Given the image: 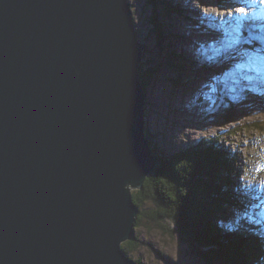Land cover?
Segmentation results:
<instances>
[{
    "label": "water",
    "instance_id": "water-1",
    "mask_svg": "<svg viewBox=\"0 0 264 264\" xmlns=\"http://www.w3.org/2000/svg\"><path fill=\"white\" fill-rule=\"evenodd\" d=\"M132 11L0 0V264H134L130 186L160 161Z\"/></svg>",
    "mask_w": 264,
    "mask_h": 264
},
{
    "label": "rangeland",
    "instance_id": "rangeland-1",
    "mask_svg": "<svg viewBox=\"0 0 264 264\" xmlns=\"http://www.w3.org/2000/svg\"><path fill=\"white\" fill-rule=\"evenodd\" d=\"M129 1L139 40L147 48L140 66L143 65L146 70L157 71L149 85L145 86V134L153 153L163 160L170 159L173 152L189 148L196 144L197 140L202 141L197 179H201L198 181L205 189V195L201 196L200 201L211 205L212 210L198 213L193 208L192 213L205 220L204 214L209 212V221L204 231L213 235H207L205 248L219 241L218 248L223 251L227 238L229 243L235 244L234 256L239 260L242 261L240 256H246L251 264H264V256L260 263L255 258L253 263L251 257L254 251L247 246L249 240L262 242L264 245V228L261 226L263 231L257 232L249 222L250 218L255 220L253 216L256 214V218L258 215L264 217V190H260V186L264 184V168L257 171V168L264 166V77L247 68H236L237 64L245 60V50L254 53L256 49H264V44L258 40H253L250 44L243 43L248 38V26L245 25L241 44L231 48L227 46L223 32L228 25H222L221 18L225 13L238 12L240 0ZM169 7L172 11L168 12ZM157 19L162 29L157 27ZM157 28L159 31H165L167 36H158ZM246 76L252 77V80L245 79ZM215 140L219 142L220 154L224 151L223 154L228 156L225 158L235 157L236 163H230L226 171L218 169V176L211 171L208 162L213 152L219 153L211 147L212 143H216ZM219 160L220 157L213 159L214 163L220 162ZM219 168H222L220 164ZM238 174L240 175L237 178ZM243 181L249 182L255 192L252 194L255 202L251 206L255 211L247 212L246 221L242 211V208H246V203L243 201L252 197L248 196L244 188L240 191L244 192L246 197L238 195L240 191L237 186L240 188L244 185ZM158 184L159 182L154 190ZM180 189L177 193L179 195L175 193L171 197H179L181 200L185 199L184 196L187 198L186 193ZM134 193L140 197L142 192ZM134 193L132 200L135 202ZM161 198L169 199L167 193L161 195ZM192 200L196 202L195 199ZM232 201L236 205L231 206ZM145 203L142 208L146 210L157 208L151 199ZM188 204L192 209L193 203ZM174 205L176 207V204ZM222 205L225 209L220 213L229 216V219L226 217L225 220L224 215L220 217V223L226 231L218 234L219 227L214 225L212 214L213 209L223 207ZM257 205L259 207H256ZM197 206L202 208V204ZM237 221L251 234L240 235V231L227 230L229 226L234 228L241 225H237ZM174 222L169 219L155 221L149 214L142 215L141 224L136 227L134 235L139 242L138 248L127 254L132 259H140L141 264H207L201 257L202 254L193 252L189 241ZM254 223L259 224L258 220ZM232 233L233 237L230 239ZM130 246L135 247L137 244ZM119 249L121 251V246ZM220 250L214 248L216 253L211 256L221 258ZM241 261L239 264L244 262ZM214 264L224 263L217 260Z\"/></svg>",
    "mask_w": 264,
    "mask_h": 264
},
{
    "label": "trees",
    "instance_id": "trees-1",
    "mask_svg": "<svg viewBox=\"0 0 264 264\" xmlns=\"http://www.w3.org/2000/svg\"><path fill=\"white\" fill-rule=\"evenodd\" d=\"M221 2H224V0H219ZM225 2H227L225 0ZM175 10V9H174ZM167 11H172V9L169 7L167 8ZM155 18V17H154ZM158 21V19H157ZM159 21L157 22V27H160L158 25ZM160 29H162L160 27ZM159 33V30L157 28L156 30ZM162 36V34H160ZM160 39V37H159ZM145 50H147V48H145ZM140 70H141V78H142V82L145 86H148L149 83L152 81L153 76L156 75L157 71H151L149 72V74H145L144 71L146 69H144V66H140ZM179 81V80H178ZM216 141V140H215ZM218 146H219V142L216 141V143H212L211 147L212 150H216L217 152H219L218 154H214L213 152V156L210 157V160H208L209 162V168H211V171L213 170L215 172V174L218 176V169H220L221 171H226L229 169V164L233 163L234 165L235 163V157H229L228 159L225 157L224 151H221L220 154V150H218ZM200 150H202V141H196V144L191 145L189 148H185L182 149L180 151H175L173 152L174 154H172V156L170 157V159H165L163 160L160 168L157 170V173L148 178L145 181V188L142 190H136V191H141V196L138 197L133 191L134 193V199L135 202L141 207V211L139 213V216L137 218L136 221V227L139 226L141 224V216L144 214H149L150 218H152L155 221H162L165 219H169L172 221H175L177 226L179 227V229L181 230V233L187 238V240L190 243V246H192L193 252L197 253V254H202L201 257H203V260L206 261L207 264H214V262L220 261V263H224V264H239V258L234 256V250L233 248H235V244L234 243H229V241L226 238V242L224 243L225 246L223 248V251L220 250V248H218V246L220 245V242L217 241L215 242V245L211 244L208 245L207 249L205 248L207 246L206 242L208 240V236H211L209 234H207V232L205 233L204 231V227L207 224V222L209 221V218L207 217L209 212H206V214H204V219L205 220H201V218H199L198 216L193 215L192 210L193 208H195L198 213L199 211L201 213L205 212L206 210H212L211 205L202 202L201 203V196L205 195V189L201 186V184L199 183L198 180L201 179H197L198 177V170H199V164L201 161V158L199 156L200 154ZM208 152V151H207ZM189 156V157H188ZM214 157L219 158L220 157V162H215L213 161ZM194 160H196V163L194 164ZM224 160V161H222ZM198 161V163H197ZM203 162V161H202ZM212 162V163H211ZM218 163V165L216 164ZM219 164L222 166V168H219ZM224 164V165H223ZM236 167V166H235ZM233 170H235L236 172V168H234ZM232 170V171H233ZM192 172H194L192 174ZM231 172V171H230ZM241 174V172H240ZM226 176H228V174H225ZM237 178L239 177V174L236 175ZM196 180V181H195ZM159 182L157 188L154 190V188L156 187V184ZM241 182V181H240ZM239 185V184H238ZM245 186H248V190L244 188ZM242 186H237L238 190H242L243 188L248 192V196H251L252 198H247L245 199L243 202L246 203V208H242V211L244 213L247 212H253L255 211V209H252L251 206H253L254 202H255V198L252 195L253 194V190H252V185L249 184H244ZM152 188V190L150 191V189ZM183 188V189H180ZM179 189L181 191H184L187 195V198L184 196V200H181L179 197H171V195H174L175 193L177 194ZM164 190V193H163ZM221 191V189H220ZM224 191V190H223ZM167 193V196L169 197V199L171 198V200L169 199H164L161 200V195L163 196L164 194ZM236 193V192H235ZM244 193V192H243ZM240 193L238 194L239 196H241L242 198L246 197L245 194ZM255 193V192H254ZM179 195V194H177ZM228 198V196H227ZM148 199H151L153 201L154 204H156L157 208L155 210H146L144 208H142L148 201ZM192 199H195L197 204H202V208H199L196 204V202ZM189 203H193L195 204V206L192 204V209L189 206ZM233 202V201H232ZM176 204V207L175 205ZM249 204V205H247ZM232 205H236L234 202ZM223 207H216L215 209H213L214 213L212 214V218H214L213 222L214 225L218 226V234L224 233V231H226L225 227L220 223V217L222 218L223 215L225 216V220L226 217L229 216L225 215V214H221L220 212L223 211L225 209V206L222 205ZM175 208V210H174ZM176 209H179L180 211H176ZM238 209V208H236ZM174 210V211H173ZM257 214L253 216V219L255 220H260L261 217L260 215H258V217L256 218ZM244 220H247V216H243ZM217 218H218V222H217ZM211 219V218H210ZM255 220H250L249 222H251V225L257 230V232L263 231L262 229V224L259 225L258 227V223L255 224ZM174 222V225L176 226ZM248 223V222H247ZM241 225L239 226H235V230L236 231H240V235L248 233L251 234L249 232V230L243 226V224L240 222ZM249 224V223H248ZM256 225V226H255ZM264 228V226H263ZM228 230V229H227ZM221 237H223L221 235ZM233 237V233L232 235H230V239ZM213 238V237H212ZM250 239V238H249ZM224 240V239H223ZM225 241V240H224ZM262 241V240H261ZM250 243H248L249 245L248 248L251 247V249H253L254 251V255L253 257H251V260L254 263V258L258 261V263L261 262V258L262 256H264V245H262L261 243H257L255 242V240H249ZM134 243L137 244V246H130V245H134ZM138 239L137 238H133L131 240H129V242L127 241L126 243H124L123 247L125 249L126 252H131L134 251L135 248H138ZM257 244V245H254ZM260 246V247H259ZM205 248V249H204ZM214 248H216V250H220L219 255L220 257H213L211 256V254L216 253L214 252ZM218 248V249H217ZM232 249V250H231ZM204 255V256H203ZM245 255V254H244ZM257 255V256H256ZM223 258V259H222ZM240 258L242 259V264H251L248 260L246 256H240ZM264 259V258H263ZM139 264H141L140 259L136 260Z\"/></svg>",
    "mask_w": 264,
    "mask_h": 264
},
{
    "label": "snow or ice",
    "instance_id": "snow-or-ice-1",
    "mask_svg": "<svg viewBox=\"0 0 264 264\" xmlns=\"http://www.w3.org/2000/svg\"><path fill=\"white\" fill-rule=\"evenodd\" d=\"M240 4L238 12H230L227 20L221 18L222 25H228L223 32L227 46L231 48L241 44V36L245 25L248 26V38L243 43L250 44L253 40H258L264 44V0H240ZM254 31L260 34H254ZM262 52H264V49H256L254 53H248L245 50V60L237 64L236 68H247L264 77V55H262ZM245 79L251 81L252 77L246 76ZM262 168L264 166L257 168V171L262 170ZM260 190H264V184L260 186ZM256 207H259V205ZM244 216H247V213H244ZM228 230L234 231L235 229L229 226Z\"/></svg>",
    "mask_w": 264,
    "mask_h": 264
},
{
    "label": "bare ground",
    "instance_id": "bare-ground-1",
    "mask_svg": "<svg viewBox=\"0 0 264 264\" xmlns=\"http://www.w3.org/2000/svg\"><path fill=\"white\" fill-rule=\"evenodd\" d=\"M204 13H206V14H209L208 12H204ZM217 14V13H216ZM228 14L229 13H225V14H223L222 15V17L223 18H225V17H228ZM166 15V14H165ZM218 15V14H217ZM170 16V15H169ZM219 16V15H218ZM135 24V23H134ZM156 24V23H155ZM159 33L160 34H162V35H164V37H166L167 35H166V33H165V31H159ZM157 34H158V32H157ZM160 34H158V36H160ZM139 44H141V42L139 43ZM144 55H145V50H143L142 51V54H141V62L143 61V57H144ZM141 65V64H140ZM138 66H139V63H138ZM149 72H151L149 69L148 70H145L144 71V73L145 74H149ZM157 73V72H156ZM150 75V74H149ZM142 79V78H141ZM146 135V134H145ZM144 139L147 141V143H148V146L150 147V149H151V151H150V153H151V155L153 156V157H155V158H157L159 161H160V165H161V162H162V160L163 159H161L160 157H159V155L158 156H156L154 153H153V149H152V147L150 146V143H149V141H148V137H146V136H144ZM160 165H159V167L157 168V170L160 168ZM157 170L153 173V174H151V175H149V176H146V180L148 179V178H150V177H152V176H154L156 173H157ZM238 173V172H237ZM147 174H150V173H147ZM240 175V174H239ZM242 175H244V172H243V174ZM236 180H238L237 178H236ZM244 183L243 184H247V185H249L250 183L248 182H246V181H243ZM145 183V182H144ZM244 188L245 189H247L246 188V186L244 185ZM142 189H144V185L142 186V188H132L131 186H130V191H131V193H132V195H133V191L135 190H142ZM248 190V189H247ZM135 204H136V207L141 211V207L135 202ZM140 213V212H139ZM138 216H139V214H138ZM138 216H137V218H138ZM136 218V219H137ZM238 224H240V222H238L237 221V225ZM134 226V232L132 233V234H136V222H134L133 224H132V227ZM129 240L130 239H126V240H124V241H122V242H120L119 244H120V246H121V250L123 251V253H124V255H125V257L128 259V260H130V261H133L134 262V264H138V262L135 260V259H132L128 254H127V252L125 251V249H124V247H123V244L124 243H126L127 241L129 242Z\"/></svg>",
    "mask_w": 264,
    "mask_h": 264
}]
</instances>
